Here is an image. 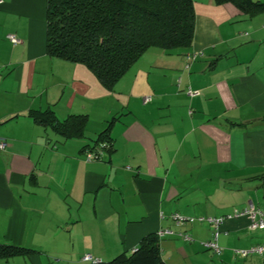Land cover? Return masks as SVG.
Returning a JSON list of instances; mask_svg holds the SVG:
<instances>
[{
	"label": "crops",
	"instance_id": "crops-1",
	"mask_svg": "<svg viewBox=\"0 0 264 264\" xmlns=\"http://www.w3.org/2000/svg\"><path fill=\"white\" fill-rule=\"evenodd\" d=\"M193 3L192 44L150 47L107 90L83 64L47 55L46 0H0V244L31 250L0 264L108 261L148 233L164 264H264L234 252L264 242L246 216L219 224V254L204 245L214 226L198 221L264 210V13ZM45 109L86 114L84 137L35 123L30 112ZM113 116V149L87 159Z\"/></svg>",
	"mask_w": 264,
	"mask_h": 264
},
{
	"label": "trees",
	"instance_id": "trees-1",
	"mask_svg": "<svg viewBox=\"0 0 264 264\" xmlns=\"http://www.w3.org/2000/svg\"><path fill=\"white\" fill-rule=\"evenodd\" d=\"M216 5L232 3L245 15L264 13L263 0H212ZM46 53L50 57L80 63L107 90L150 47L165 50L187 48L195 27L193 0H46ZM39 125L50 126L62 139L84 137L88 116L69 114L59 120L51 109L29 114ZM118 116L111 117L92 147L111 151L110 130ZM99 156L98 158H100ZM31 250L0 244V259ZM78 264H164L157 233L144 235L131 252L108 261Z\"/></svg>",
	"mask_w": 264,
	"mask_h": 264
},
{
	"label": "built area",
	"instance_id": "built-area-1",
	"mask_svg": "<svg viewBox=\"0 0 264 264\" xmlns=\"http://www.w3.org/2000/svg\"><path fill=\"white\" fill-rule=\"evenodd\" d=\"M7 37L12 43L19 42V39H17L13 34H9ZM188 93L191 96H196L199 94V91L189 90ZM149 99H150L149 97H145V101H148ZM8 145L9 144L5 139L0 138V151L5 150ZM100 149L101 148H97V149H93V150H90V149L86 150L87 159L98 158L99 156H101L100 155ZM243 215L248 218L251 228L264 229V210L262 208H259L255 205H253L252 203H250L249 205H247L246 207L241 208V209L235 208L231 214H228L226 216L207 217V218L200 217V218H198L199 222H208L209 224L213 225L215 228L214 235H213L212 239L204 242L205 247L212 250L214 253L219 254L221 252L222 248L217 242V236H218L217 227L219 226V224L222 223V221L225 218H237V217L243 216ZM173 218L178 223H183L186 220H188V221L194 220L193 218L186 219V218H184L178 214H174ZM185 238L190 239L188 236H185ZM234 252H235V254H238L242 257H245L249 254H260L264 257V242L257 244V245H254V246H251L248 249H235ZM82 261L97 262L99 260L97 258H95L94 256H92L91 254L86 253L82 257ZM263 262H264V259H263Z\"/></svg>",
	"mask_w": 264,
	"mask_h": 264
},
{
	"label": "rangeland",
	"instance_id": "rangeland-1",
	"mask_svg": "<svg viewBox=\"0 0 264 264\" xmlns=\"http://www.w3.org/2000/svg\"><path fill=\"white\" fill-rule=\"evenodd\" d=\"M263 1H264V0H263ZM261 205L264 206V204H261ZM79 252H80L79 250H72V249H70V250H68V251L65 252V255H70V254L77 255ZM129 252H130V251H129ZM108 255H109V254H108ZM257 255H260V254H257ZM114 256H115V255H114ZM114 256H111V257L107 256V257H109V258H105V260H109V259L113 258Z\"/></svg>",
	"mask_w": 264,
	"mask_h": 264
}]
</instances>
